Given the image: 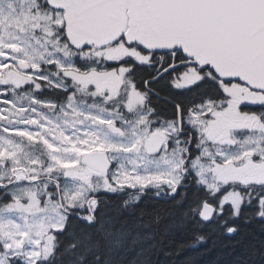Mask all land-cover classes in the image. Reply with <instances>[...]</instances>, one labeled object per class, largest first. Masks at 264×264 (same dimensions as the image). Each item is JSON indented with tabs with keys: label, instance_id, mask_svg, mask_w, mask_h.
Here are the masks:
<instances>
[{
	"label": "snow or ice",
	"instance_id": "6c2138e0",
	"mask_svg": "<svg viewBox=\"0 0 264 264\" xmlns=\"http://www.w3.org/2000/svg\"><path fill=\"white\" fill-rule=\"evenodd\" d=\"M178 233L264 264V0H0V264Z\"/></svg>",
	"mask_w": 264,
	"mask_h": 264
},
{
	"label": "trees",
	"instance_id": "16d2710c",
	"mask_svg": "<svg viewBox=\"0 0 264 264\" xmlns=\"http://www.w3.org/2000/svg\"><path fill=\"white\" fill-rule=\"evenodd\" d=\"M252 227L258 234V224ZM234 239L212 237L193 245L187 234L178 233L165 245V252L173 254H161L158 261L159 264H237L243 249L233 243Z\"/></svg>",
	"mask_w": 264,
	"mask_h": 264
}]
</instances>
